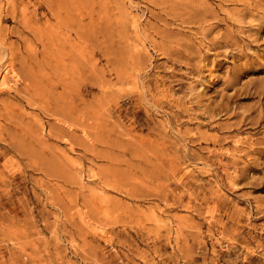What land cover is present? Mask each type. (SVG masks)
<instances>
[{"label": "rangeland", "instance_id": "obj_1", "mask_svg": "<svg viewBox=\"0 0 264 264\" xmlns=\"http://www.w3.org/2000/svg\"><path fill=\"white\" fill-rule=\"evenodd\" d=\"M0 264H264V0H0Z\"/></svg>", "mask_w": 264, "mask_h": 264}, {"label": "bare ground", "instance_id": "obj_2", "mask_svg": "<svg viewBox=\"0 0 264 264\" xmlns=\"http://www.w3.org/2000/svg\"><path fill=\"white\" fill-rule=\"evenodd\" d=\"M7 82H8V81H7ZM1 83H2L3 85H5V84H6V78L3 79ZM3 85H2V86H3Z\"/></svg>", "mask_w": 264, "mask_h": 264}]
</instances>
